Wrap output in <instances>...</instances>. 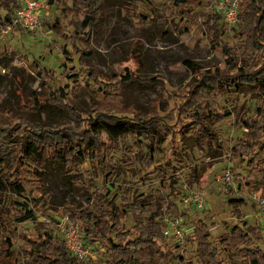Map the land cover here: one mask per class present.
Listing matches in <instances>:
<instances>
[{"label": "rangeland", "instance_id": "374dc122", "mask_svg": "<svg viewBox=\"0 0 264 264\" xmlns=\"http://www.w3.org/2000/svg\"><path fill=\"white\" fill-rule=\"evenodd\" d=\"M41 1L43 24L38 30L27 32L8 29L9 24L5 23L8 9L5 0H0V125L15 128L12 130L15 136L23 129L28 130L27 123L54 130L61 125L76 128L82 125L73 119L62 101L51 99L47 84L55 89L65 87L67 102L86 118L107 106L143 115L159 111L161 116H168L176 104L171 94H187L202 74L228 71L226 56L211 48L202 22L171 7L176 0H102L100 19L89 43H79L81 49L92 54L85 59L87 67L81 70L69 39L59 37L45 24L60 20L68 36L84 35L87 32L82 26L85 15L79 9V0H55L53 6L48 5V0ZM186 1L193 5L199 3V10L214 15L207 9L208 0ZM221 22L223 40L238 57L236 71L245 72L249 64L244 59L247 44V37L242 33L244 21L234 28ZM261 36L264 41V28ZM63 47L72 52L65 54ZM35 63L47 72L39 74ZM88 67L101 74L104 83L116 84L128 74L134 79L129 84L106 88L89 81L85 70ZM53 71L58 76L56 79L50 73ZM100 89L113 92L114 97L103 98ZM216 103L217 112L227 115L225 120L209 122L206 128L192 135L178 130L173 140L170 137L162 144V151L156 155L157 166L170 165L175 170L166 169L163 175L152 168L138 178L124 174L106 180L102 175H95L93 162L83 155L72 173L50 159L42 177L34 176V167L16 162L15 170L20 169L17 178L25 181L26 192L22 196L12 195L10 201L25 204L22 211L25 213L26 207L30 208L34 216L6 227L3 234H10L6 245L17 254V241L23 234L31 239L63 242L58 225L78 219L83 210L94 206L97 195L103 194L105 201L115 199L119 204L162 188L165 195L172 197L167 208L177 205L185 212L186 230L204 223L210 228L213 244L218 246L235 226L245 230L257 227L262 238L255 243L264 250L263 223L252 198L253 194L264 197V151L258 152L254 147L247 156L232 160L237 146H252V138L244 135L248 129L241 127V120L257 117L258 109L264 110V84L243 85L237 94L228 98L220 96ZM151 137L160 138L158 133H151L144 134L141 140L147 144ZM102 138L107 140L104 134ZM17 140L15 137L14 141ZM10 150L18 160L19 142ZM195 168L208 178V185L202 189L208 201L204 211L184 208L182 202L188 186L186 180ZM228 169L235 182L227 186L218 178ZM230 200H242L240 216L235 214ZM19 207L12 209V219L20 215ZM125 225L128 229L134 227L132 217ZM81 240L90 253L85 264H112V257L102 242L91 244L83 234ZM161 244L165 252L181 255L187 263L200 264L193 240L185 251L168 239ZM13 258L12 255L4 258L0 264H15ZM221 259L225 264L239 263H233L227 254Z\"/></svg>", "mask_w": 264, "mask_h": 264}, {"label": "trees", "instance_id": "16d2710c", "mask_svg": "<svg viewBox=\"0 0 264 264\" xmlns=\"http://www.w3.org/2000/svg\"><path fill=\"white\" fill-rule=\"evenodd\" d=\"M78 1V0H77ZM8 9L5 23L12 24L16 10L20 8L18 0H5ZM102 0H79V9L84 11L82 26L87 32L84 35L74 33L68 36L60 24V20L45 23L51 31L63 39H69L74 55L78 56L81 70L87 67L85 59L92 54L79 47V43H89L91 35L100 19V5ZM55 0H48L53 6ZM171 5V4H168ZM183 15L190 14L195 21L200 20L205 27L211 48L219 50L228 60V71L225 74L218 71L202 74L191 86L187 94H171L176 104L168 116H161L159 111L143 115L131 110H122L107 106L102 107L94 116L86 118L67 102V89L59 86L54 88L47 84V91L52 100L62 101L74 120L82 123L78 128L71 125H61L58 129H50L27 123L28 130H22L15 136V128L0 125V260L12 258L15 264H85L71 255L64 242L59 239H31L26 235L17 241L19 252L16 254L6 245L3 234L7 226L12 223H22L34 216V211L25 204L10 201L12 195L22 196L26 192L24 180L18 179L20 171L15 170V163L34 167V176H43L50 159L60 164L72 173L77 169L79 157L86 156L93 162L95 175H102L104 179H115L132 174L134 178L142 176L143 172L154 168L155 172L164 174L166 169L175 171L170 165L167 168L157 166L156 155L162 151L164 144L170 137L175 138L178 130L186 131L188 135L200 132L209 122L215 124L225 120L227 115L219 114L217 101L221 97H232L246 84H264V0H241V19L244 21L242 33L247 37L244 59L249 64L245 72L236 71L238 57L224 42L222 33V18L219 15H208L199 10V3H187L186 0H176L171 5ZM139 17H143L139 15ZM16 30L24 31L21 28ZM65 54L69 51L63 47ZM39 74L47 70L34 64ZM89 73V81L104 85L129 84L134 77L128 74L120 82L104 83L103 76L92 67L85 69ZM53 73L55 77V72ZM53 77V78H54ZM58 77V76H56ZM56 77L54 79H56ZM53 79V80H54ZM102 97L112 99L113 92L100 89ZM259 115L241 120V127L248 129L244 134L251 137L252 146H237L232 155L235 161L247 156L257 147L258 152L264 151V110L258 109ZM12 133V134H11ZM158 133L159 139L151 137L147 144L141 140L144 134ZM106 135L107 140L102 138ZM18 137L17 141H14ZM19 142V157L13 154L10 147ZM258 155V154H257ZM114 164V166H111ZM101 173V174H100ZM189 188L202 190L208 185L207 176L195 168L186 180ZM165 189H157L147 196H136L131 201L115 199L105 201V195H97L94 206L82 211L76 219L81 226L82 234L90 239L91 244L102 242L112 257V264H174L187 263L183 256L172 251H164L161 244L166 238L163 234L161 219L171 213L177 217L185 216L177 205H172L171 195H165ZM237 216L241 215L242 200H230ZM15 204L16 206H13ZM19 207L20 215L12 219V209ZM132 217L134 227L127 228L125 221ZM3 234V235H2ZM262 238L260 228L253 227L245 230L235 226L217 246L212 242V234L208 225L199 223L194 236L189 239L197 245V256L200 264H225L221 259L223 254L240 264H264V250L256 246V241ZM23 256V257H22ZM90 261V260H89ZM238 263V264H239Z\"/></svg>", "mask_w": 264, "mask_h": 264}, {"label": "built area", "instance_id": "2783aa9c", "mask_svg": "<svg viewBox=\"0 0 264 264\" xmlns=\"http://www.w3.org/2000/svg\"><path fill=\"white\" fill-rule=\"evenodd\" d=\"M20 8L16 10L12 24L8 25L9 30H15L17 27L27 32L38 30L43 24L42 9L44 3L41 0H19ZM241 0H208L207 9L215 15H219L224 25L229 28L238 26L241 19ZM218 181L225 185H233L235 179L232 176L231 169H228ZM258 210V216L261 219L262 230H264V197L259 194H253ZM184 208L204 211L208 207V201L203 190L185 187V193L182 197ZM163 234L166 239L171 240L182 251L187 250L189 239L194 236L195 229L186 230L183 217H177L172 214H165L162 217ZM57 231L65 243L66 248L72 256L79 260H88L89 250H85L82 244L81 226L77 220L67 221L58 225Z\"/></svg>", "mask_w": 264, "mask_h": 264}]
</instances>
